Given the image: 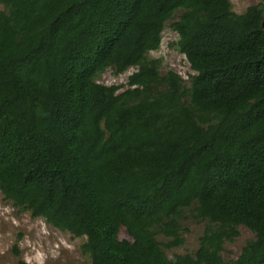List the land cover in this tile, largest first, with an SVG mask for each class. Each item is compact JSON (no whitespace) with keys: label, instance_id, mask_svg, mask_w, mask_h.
Segmentation results:
<instances>
[{"label":"trees","instance_id":"16d2710c","mask_svg":"<svg viewBox=\"0 0 264 264\" xmlns=\"http://www.w3.org/2000/svg\"><path fill=\"white\" fill-rule=\"evenodd\" d=\"M169 22L189 82L149 56ZM0 190L92 264H264V2L0 0Z\"/></svg>","mask_w":264,"mask_h":264},{"label":"rangeland","instance_id":"374dc122","mask_svg":"<svg viewBox=\"0 0 264 264\" xmlns=\"http://www.w3.org/2000/svg\"><path fill=\"white\" fill-rule=\"evenodd\" d=\"M236 13H243L252 5L262 4L264 0H230ZM177 33L171 28L170 22L164 30L159 49L151 51L149 56L162 59V71L169 69L179 73L186 82L191 69L185 54L176 47ZM136 70L118 74L107 69L99 79L101 83L125 84L128 76ZM188 230L185 232L186 242L181 247L168 250V255L194 253L199 246V239L204 234L207 221H196L188 218L185 221ZM239 236L234 242L225 244L223 257L226 260L237 258L244 245L255 238V234L245 226L238 227ZM121 239L132 238L126 228L120 233ZM85 238L77 237L69 231L60 230L44 218H35L32 214L16 207L7 200L0 190V264H18L25 259L30 264H92L89 255L82 252L81 245Z\"/></svg>","mask_w":264,"mask_h":264}]
</instances>
